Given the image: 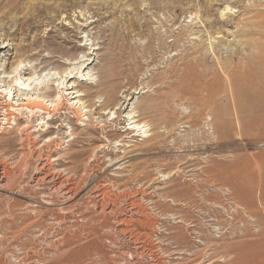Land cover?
Wrapping results in <instances>:
<instances>
[{"label": "rangeland", "instance_id": "obj_1", "mask_svg": "<svg viewBox=\"0 0 264 264\" xmlns=\"http://www.w3.org/2000/svg\"><path fill=\"white\" fill-rule=\"evenodd\" d=\"M15 1L0 0V45L10 43L0 49V59L5 53L0 60V80L12 84L18 74L14 69L21 62L33 70L20 72L23 79L30 78L25 84L34 80L32 87L49 85L67 67L80 66L69 56L64 57L70 65H57L54 60L64 51L61 47L86 42L93 51L89 43H94L101 48L93 51L90 57L94 61L83 74L91 75L92 84L85 85L91 93L87 99L95 105L84 122L91 125L96 137L102 135L104 122L105 130L120 126L116 130L121 134L123 124L112 120L114 112H121L123 118L137 107L139 119L150 124L152 136L147 141L137 136L126 142L132 147L117 146L116 139L110 138L109 143L103 141L107 148L100 152L98 142L84 144L80 161L93 159L91 163L100 167L78 172L85 174L84 190L65 206L30 187L29 167L12 169V183L0 190V264H157L160 258L166 264H224L226 256H221L231 247L228 245L247 239L245 230L259 229L238 203L244 202L245 193L255 202V209H260V220L264 216V192L258 189L264 184V97L256 102L240 100L239 110L226 83L233 63L235 72L246 69L245 61L251 60L252 70L261 71H254L258 78L250 82V88L257 89L253 95L261 84L264 87V0ZM34 7L41 9L38 15ZM90 21L95 22L89 25ZM71 53L81 60L89 57L84 56L86 49L73 48L67 55ZM184 60L196 64L197 72H173ZM39 61L35 71L34 63ZM221 61L232 65L226 68ZM180 75L189 86L181 82ZM102 89H114L121 100L131 97L126 100L127 108L117 110V102L111 100L107 106L101 105ZM177 90L179 94H174ZM105 108L110 114L97 119ZM21 116L25 118L27 113ZM65 117L57 115L51 124L57 126ZM69 120L74 118H66L60 131L65 138L54 156L62 154L72 139L67 134L71 129L76 130V139L70 150L82 145L85 127ZM17 137L10 128L0 133V158L6 157L11 146L12 161H19ZM116 159L118 163H114ZM100 183L107 187L112 212L100 210L89 196L87 190ZM135 196L139 197L142 221L131 222V233L120 234L117 219L127 213L128 200ZM42 202L46 205L39 204ZM134 234L145 244L152 243V252L130 251L137 243Z\"/></svg>", "mask_w": 264, "mask_h": 264}, {"label": "bare ground", "instance_id": "obj_2", "mask_svg": "<svg viewBox=\"0 0 264 264\" xmlns=\"http://www.w3.org/2000/svg\"><path fill=\"white\" fill-rule=\"evenodd\" d=\"M10 2L11 1H8V3H10ZM15 2H18V1L16 0ZM35 10L37 11V15L41 11L40 8H35ZM96 14H98V13H96ZM92 22H95V21H90L89 25ZM89 25H87V27ZM131 25H134V24L131 23ZM83 26H85V25H83ZM64 41H66V40L64 39ZM65 43H67V42H65ZM9 44L10 43H8V42L3 43L2 45H0V49L8 47ZM77 44L78 45H75L73 47H67V46L61 47V48H63L64 51H61L60 54L57 56V59L54 61L57 63V65L58 64L70 65V63H67V61H66L67 59L64 57V56H69L70 60H75L80 65V66L78 65L79 68L76 69L74 67L73 68L67 67L66 69L61 71V73H58V74H60L59 77L56 76L55 78H53L52 82L49 83V85L44 84L42 86L40 85V87H39V84L36 83L32 87V84H33L32 82H34V80L32 82H29L28 84H25V82L27 80H29L30 78L23 79L20 72H27V71L33 72V70L30 67L31 65L28 66L27 64H21V62L17 63V66L14 69V70H16V72L18 71L19 75L18 74L14 75L15 77L11 79L13 81L12 84L8 80H7L8 82L5 81L6 79L0 80V97L5 98L4 102H2L0 100V129H1L0 133H2V134L5 133L6 131L9 130V128L15 132V135L17 132L19 138L17 137L18 142H16V144L18 145L17 148L20 152L19 153L20 155L18 154L20 156L19 161L17 160L18 162L17 161L13 162L14 160L12 161L13 157L11 156V152L14 151V149H12L13 147H11V146L8 147V150L9 149H11V150L6 151V152H8V153H6L7 154L6 157L4 159L0 158V190H3L6 186H8L9 183H12V181H11V176L13 174L12 169H18V168L20 169V168L29 167L32 171V175H31V179H30V181H31L30 187L31 188L35 187L37 189L42 190V193L48 194V196H50V197H54V199H56L57 202L59 203V206L68 205L76 197H78L80 195V193L83 192V190H84L85 174H79L78 172L79 171L85 172L91 166L100 167L99 164L91 163V161L93 159H89V163H83L80 161L81 160L80 157H82L84 155L83 149H82V146L84 144L88 145L89 143L93 144V142L94 143L98 142L99 145L96 147L98 148L97 152H100L102 148H107L106 143L110 140V138L116 139V142L114 141V143H117V146H120V147L129 146L130 147L132 144L128 145L126 142L133 141V139L136 138L137 136L145 138V141H147L149 139V137L152 136V133L149 132L151 130V127L148 125H150V124L146 120L143 121V120L139 119L140 116H139V114H137L138 110H135V109H138L137 107L136 108L134 107L131 111H129L127 113V116H124V117L122 116L123 118H121V112H119V114H118V112H114V114H113L114 116H113L112 120L119 122L120 124H123L124 130L121 134H118V132L116 130L120 126L119 127L117 126V128H115V130H109V128L107 130H105V122H104L102 124V127L100 128L102 135L100 137L95 136L96 132L94 131L93 128L90 127L91 125L88 126L87 123L84 122L85 120L86 121L89 120V113H91L92 110H94L93 106L95 105V102H91L89 99H87V97L90 96L91 93L88 91L85 84H92V82H91V75H89V74L85 75V74H83V71L88 67V65L93 63L94 58L90 57L93 54V51L98 50L101 47H96L94 45V43H89L93 46V51H90L91 46L88 47L86 42H84V43L79 42ZM247 44L248 43H246V45ZM261 44L262 43H260V45ZM261 47L262 46H259L258 48L261 49ZM73 48H75V49H86L87 53L84 54V56H89V57L81 60V59H78L79 57H77V55L74 53L67 55L68 51L70 49H73ZM247 48H249V47H247ZM263 48H264V46H263ZM194 52L195 51H193V53ZM259 52L262 53L261 50ZM195 53H198V52H195ZM200 54H201V52H200ZM238 54H239V52H238ZM95 55H96V53H95ZM234 55L238 56L236 54V52ZM4 56H5V53L3 54V57ZM200 56L202 57V55H200ZM3 57H2V59H3ZM261 57H263V56L261 55ZM193 58L196 62V57H193ZM197 58L199 60V57H197ZM2 59H0V60H2ZM259 60H262V59H260V57H259L258 61ZM240 61H243V58ZM222 62L223 61H221V63ZM228 62L226 64V62L224 61L223 64H225V65H223V66H225L226 68L231 67L232 63L228 64ZM250 62H251V60H250ZM250 62H248V60H247V62L245 61V63H246L245 66L247 68L245 66H242V68L245 67L246 69L242 70L241 68H239V69H241V71H235V72H234V70L237 68V66H236V63H235V65L233 63L234 67L236 66V68H234L232 65V68L234 70L231 68H229V69L233 70V72L232 73L229 72V74L227 73L228 76L226 75V81H227L226 83L229 87V90L231 91L230 96H232V101L235 102V104L239 108V110L241 108L240 107L241 104L239 103L240 100L242 101L244 99H249L251 101L256 102L257 99L264 97L262 95V92H264V87H262L263 85L261 83H260L261 85L259 83H255V84H258V86L260 85V88L258 89L256 95H253V93L257 89L255 90V89L250 88L251 87L250 82L252 83L253 82L252 80H255L254 82H256V79L258 78V75L254 72L256 70H254V71L252 70L253 65ZM260 62H259V64H260ZM262 62H263V60H262ZM34 64L35 65H34L33 69L35 70L36 67L41 64V62L39 61L38 64L37 63H34ZM219 64H220V62H219ZM261 64L263 65L264 63H261ZM263 66L260 65V67H262V68H263ZM81 67H82V70L79 71V69ZM220 67H221V65H220ZM195 68H196V64H194L192 61L184 60V62H182L181 64H179V65L177 64V66L173 69V72H197L195 70ZM222 68L226 69L224 67H222ZM201 69H203V66ZM229 69H226V70L228 71ZM263 69H261V70H263ZM169 72H171V71H169ZM258 72H261V71H258ZM259 76L261 78L263 77L261 75H259ZM71 78L74 80L71 81L70 80ZM184 79H185V76L183 78V81H181V82L183 84H186L188 82V80L187 79L184 80ZM1 81H3V83H1ZM205 84H207V83H205ZM205 84H203L202 86L205 87ZM186 86H189V85L186 84ZM206 90L208 91L207 88H206ZM20 91H21V93L19 95L18 93ZM99 92H101V94L104 96V98L102 100L103 104H101V105L107 106L109 100H111V101L117 102L116 106H114L115 109H117V110H120L121 108H122V110H124L125 108H127L128 102H126V100L131 99V97L127 96L128 98L122 97V100H121V95H116L117 92H115L114 89L112 91H107L105 89H102V90H99ZM140 92H141V90H139V91L133 90L132 91V93H136V94H139ZM143 92H145V91H143ZM173 92H174V94H177L179 91L177 90V91H173ZM101 105L99 104L98 106H101ZM139 105L140 106L142 105L143 106L142 108H145V106L146 107L148 106V103H146L145 106L143 104H139ZM151 107L153 108V106H151ZM151 107L148 109L151 110ZM146 109L147 108H145V111H146ZM104 111L99 112L100 115L97 117V119L101 118L103 116V114H106V113L110 114L111 110H109V109L107 110V108H105ZM142 111L143 110H141V112ZM145 111H143V112H145ZM25 113H27V117L23 118L24 116H21V115L22 114L25 115ZM145 113H147V111ZM57 115H60V116L66 115V117H65V119H59V120H61L60 124H58L57 126L56 125L53 126L51 123H53V121L55 120V116H57ZM47 117H48V119H46ZM67 117L74 118V121L69 120L72 124L84 126L86 129L83 132V134L85 135L84 138L81 137V139H83V140L82 141L79 140L81 142L80 144H82L80 146L81 149L78 148L77 150H70V147L75 145L73 143L72 139H74L76 137V135H75L76 130L74 131L73 129H71L70 131H68L69 133H67V134H69V136L72 139L70 138L71 140L66 142V148H64L63 147L64 145H62V147L64 148L63 149L64 151L61 149L63 151L62 154H60V152H59V155L54 156L53 153H55V151H57V150L60 151L61 144L63 142V139L65 138V137L63 138V134L60 131L63 128H65L64 122L66 121ZM214 117L216 118V115ZM22 119H25L24 122L21 121ZM143 119H144V117H143ZM36 120H39L38 124H35ZM38 125H39L38 129H34ZM98 126H97V128H98ZM146 126H148L147 127L148 129H146ZM70 128H72V127L70 126ZM97 128H95V130ZM80 133H82V132H80ZM64 135H65V132H64ZM42 138H45L44 140H46V138H47V140L44 142H40V141H42ZM101 138H102V140H101ZM152 140H154V139L152 138ZM103 141H105L106 143H104ZM135 142L137 143V141H135ZM149 144H151V143H149ZM144 149H146V148H144ZM94 156H97V154H95V152H94V154L92 153V157H94ZM99 158H101V157H99ZM120 160H122V159H120ZM115 162L118 163V159H116V161H114V163ZM110 166H112V165L110 164ZM109 167H106V168H109ZM101 168H103V167H101ZM94 169H96V168H94ZM94 169H92V170H94ZM14 171H16V170H14ZM107 184H109V183L107 182ZM106 188L107 187H104V185L100 183V184H97L95 187H93L91 190H87V191H89L88 192L89 196L93 199L92 201L95 203V206L97 205L100 208V210L101 209L102 210L107 209V212H112L114 209V205H112L113 202H112V204L109 202L108 198H110V197H108V193L106 191ZM258 189L260 190V193L261 192L263 193L264 192V184L260 183L258 185ZM239 193H241V192H239ZM142 195H143V193H142ZM186 196H188V195H186ZM54 199H51V200H54ZM73 202H75V201H73ZM94 203H93V205H94ZM238 203L240 205L241 204L243 205V207H242V205H241V207L244 208V210L248 213V215L251 217V220L252 219L255 220V222L257 223V224L255 223V224L258 225L259 229L256 230L255 232L250 231V230H245L246 234L243 233V235L245 234L244 236H246L247 239H245L241 242H238V243H236L234 241L235 242L234 245H228L226 243L229 247L230 246L231 247L226 249V251L224 250V247H223L224 253H222L221 257L226 256L224 264H264V229L262 228L264 226V219H263L264 216H262L263 218L261 220H263V221H261L260 220V218H261L260 214L261 213L258 212L260 209L257 208L258 211H257V209H255L257 206L255 207V202L253 201V199L251 198V196L248 193H245L244 202L243 203L238 202ZM39 204L46 205V202H44V203L42 202ZM51 204H52V202H51ZM48 205H50V204H48ZM52 205H54V204H52ZM86 206H87V204H86ZM59 213H60V211H59ZM71 215H73V214H71ZM142 218H143V216H142L140 205H139V197L135 196V197L129 198L127 213L119 215L117 222H116V226H115L116 230L120 234L125 233V232L131 233V231L128 229L129 228L128 225L133 221L134 222L137 221V222L141 223ZM28 219H29V217H28ZM150 227H151V225H150ZM134 239L137 241V243H135V245H133L131 248H129L130 251L141 252L143 250H146V251L152 252V250L154 249V245L152 243L145 244L142 240H140V237L137 234H134ZM138 241H139V243H138ZM228 243H229V241H228ZM128 259H131V258H128ZM128 259H127V261H128ZM157 264H166V263H165L164 259L160 258L159 260H157ZM204 264H211V262L207 261V263H204Z\"/></svg>", "mask_w": 264, "mask_h": 264}]
</instances>
